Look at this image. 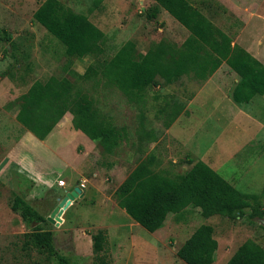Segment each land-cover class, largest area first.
Returning <instances> with one entry per match:
<instances>
[{"label":"rangeland","instance_id":"1","mask_svg":"<svg viewBox=\"0 0 264 264\" xmlns=\"http://www.w3.org/2000/svg\"><path fill=\"white\" fill-rule=\"evenodd\" d=\"M44 1L0 0V264H58L26 244L31 227L10 210L12 192L44 216L46 222L39 225L54 233L56 250L70 264H94L91 237L99 230L106 232L104 253L112 264H185L176 252L200 225L213 228L218 243L213 264H226L246 240L264 249V225L258 218L204 219L198 209L188 207L180 214H169L162 228L149 233L113 199L115 190L149 154L156 157L154 170L169 176L187 172L192 167L187 159L200 158L217 167L226 181L231 179L229 183L240 193L257 196L253 207L264 212V95L243 106L232 101L230 105L227 98L239 77L225 64L205 83L184 76L172 85L148 88L141 98L131 99L102 80L80 82L101 113L125 129L120 148L112 155L103 154L96 142L73 130L72 116L67 113L46 138L53 144L46 145L48 151L39 148L27 154L23 150L18 141L25 129L15 120L19 96L35 81L45 82L53 75L73 81L62 73L66 63L63 46L33 21V13ZM58 1L85 15L104 33L107 58L127 41L144 54L153 43L165 39L180 46L189 35L161 8L148 18L147 12H153L156 5L152 0ZM189 2L230 37L232 44L264 65V0ZM72 61V69L81 75L93 58ZM215 92L227 97L216 100ZM197 94L209 97L211 105L204 109L199 101L193 103ZM199 107L203 111L197 114ZM178 109L175 120L183 114L188 120L194 114L180 134L169 131L175 120L167 126ZM25 146L35 145L26 141ZM217 151L222 160H231L218 162L213 156ZM75 187L82 192L49 221ZM251 212L252 208L246 214Z\"/></svg>","mask_w":264,"mask_h":264},{"label":"trees","instance_id":"2","mask_svg":"<svg viewBox=\"0 0 264 264\" xmlns=\"http://www.w3.org/2000/svg\"><path fill=\"white\" fill-rule=\"evenodd\" d=\"M153 18L158 8L164 9L189 35L180 46L165 39L153 43L146 53L136 50L127 41L110 58L103 48L104 33L85 15L79 14L58 0H45L33 13V21L64 48V76H51L35 81L17 99L15 120L35 138L44 141L61 119L69 113L73 130L96 142L103 154L112 155L126 138L124 128L116 127L103 115L95 101L80 88V82L102 80L129 98H141L148 88L172 85L182 77L201 84L225 63L239 77L232 92L238 106L249 104L257 95H264V65L214 26L189 0H152ZM7 39H10L7 36ZM11 46L13 44L11 43ZM6 51V50H5ZM92 57L83 74L72 69L73 59ZM9 107V106H8ZM181 109L171 115L169 126ZM143 119V118H142ZM192 167L180 175L169 176L154 170L156 157L149 154L141 160L113 194L117 206L149 233L163 227L169 214H180L188 207L197 208L204 219L221 217L258 218L263 210L253 207L257 196L240 193L202 161L187 159ZM10 210L31 227L26 244L58 264H70L55 247L54 233L39 224L46 219L19 194L12 192ZM252 208L248 215L246 211ZM93 263L112 264L104 251L107 235L103 230L91 237ZM218 243L209 225L197 227L178 248L176 255L185 264H213ZM226 264H264V249L252 240L243 242Z\"/></svg>","mask_w":264,"mask_h":264},{"label":"crops","instance_id":"3","mask_svg":"<svg viewBox=\"0 0 264 264\" xmlns=\"http://www.w3.org/2000/svg\"><path fill=\"white\" fill-rule=\"evenodd\" d=\"M190 3V2H189ZM236 3V2H235ZM191 4V3H190ZM223 5H225L224 3H222ZM192 5V4H191ZM193 6V5H192ZM194 7V6H193ZM226 7V6H225ZM196 8V7H195ZM197 9V8H196ZM164 10V9H163ZM165 11V10H164ZM166 12V11H165ZM199 12L203 15V16H205L200 10H199ZM167 13V12H166ZM168 14V13H167ZM169 15V14H168ZM171 16V15H170ZM235 16H239V14L238 13H235ZM172 17V16H171ZM206 17V16H205ZM207 18V17H206ZM172 19H174L173 17H172ZM208 19V18H207ZM175 20V19H174ZM209 20V19H208ZM176 21V20H175ZM210 21V20H209ZM176 22H178V21H176ZM211 22V21H210ZM179 23V22H178ZM212 23V22H211ZM180 24V23H179ZM213 24V23H212ZM181 25V24H180ZM214 25V24H213ZM182 26V25H181ZM215 26V25H214ZM182 28L185 30V31H187L188 32V30L185 28V27H183L182 26ZM218 28V27H217ZM219 29V28H218ZM221 30V29H220ZM222 31V30H221ZM223 32V31H222ZM189 33V32H188ZM188 37V36H187ZM232 45H234V44H232ZM242 48V47H241ZM248 52V51H247ZM249 53V52H248ZM253 56V55H252ZM254 57V56H253ZM256 58V57H255ZM257 59V58H256ZM258 60V59H257ZM223 64H225V63H222V65ZM221 65V66H222ZM226 65V64H225ZM220 66V67H221ZM220 67L217 69V71L220 69ZM226 67L227 68H229L227 65H226ZM230 69V68H229ZM231 70V69H230ZM232 71V70H231ZM233 72V71H232ZM216 73V72H215ZM214 73V74H215ZM213 74V75H214ZM234 74V73H233ZM212 75V76H213ZM211 76V77H212ZM210 77V78H211ZM209 78V79H210ZM208 79V80H209ZM207 80V81H208ZM238 81H239V79H238ZM238 81H237V83H238ZM206 82V81H205ZM205 82H203V83H205ZM236 83V84H237ZM202 84V83H201ZM235 84V85H236ZM235 87V86H234ZM234 89V88H233ZM233 89L231 90V93H230V96L227 98L228 100H229V102H230V105H233L232 103H231V101L233 102V100H232V92H233ZM215 94V98H216V100H220V99H222L224 96H226L225 94H222L221 92H215L214 93ZM222 97V98H221ZM227 97V96H226ZM230 97H231V100H230ZM227 100V101H228ZM197 101H199V103L200 104H203V108L205 109V108H207V105L209 106V105H211L210 104V99H209V97L207 98V97H202L201 96V94H197V97L195 98V100H194V102L193 103H196ZM234 103V102H233ZM235 104V103H234ZM237 105V104H236ZM238 106V105H237ZM219 108V106H217V109ZM200 111H203L202 109H200V107L196 110V112L195 113H199ZM69 114V113H68ZM221 114H222V111H221ZM231 115V114H230ZM190 117H191V119H192V117L194 116V114H191L190 113V115H189ZM186 118L187 117H185L184 116V114L183 115H179V117L177 118V120H175V122L172 124V126H171V128H170V130L169 131H174L175 133H181L182 131H184V129L186 128V126H187V124H189L190 123V120L191 119H188V120H186ZM18 123V122H17ZM21 126V125H20ZM51 135H52V133H50L48 136V138H50L51 137ZM26 141L27 142H31L33 145H35L33 148L31 147V146H25V143H26ZM55 142V141H54ZM18 144L19 145H22V148H23V150H25L26 151V153L28 154V153H32V152H35V153H37L36 151L39 149V148H45L47 151L49 150L48 148H47V144L48 145H53L52 143H51V141L50 140H47V139H45L44 141H40V140H38L37 138H35L30 132H28L27 130H25V132H24V134L22 135V137H21V139H19V141H18ZM223 147H225L224 145H223ZM222 148V147H221ZM222 150H226L227 151V148H222ZM225 153L226 152H222V154H221V156H224L225 155ZM20 154V153H19ZM33 154V153H32ZM205 155V154H204ZM214 158L218 161V162H224L225 160H231V159H224L223 158V160H222V158L220 157V152L219 151H217L216 153H214ZM203 157V156H202ZM195 162L196 161H202V160H200V158H198L197 160H194ZM202 162H204L205 164H207L211 169H213L217 174H222V173H220L218 170H216L217 169V167L215 168H213L212 166H210V164L209 163H207V162H205L204 161V159H203V161ZM225 162H227V161H225ZM12 166H13V164H11ZM192 165H193V163H192ZM221 176V175H220ZM222 177V176H221ZM223 178V177H222ZM228 178V177H227ZM224 180H225V178H223ZM229 179V178H228ZM228 183L230 182L231 183V179H229V181H227ZM63 184H62V186H64L65 184V182H62ZM232 185V184H231ZM234 187V186H233ZM81 190V189H80ZM82 192V191H81ZM197 209V208H196ZM199 210V209H198ZM189 238V237H188ZM187 238V239H188ZM185 242V241H184ZM215 254H216V252H215ZM214 258H215V255H214Z\"/></svg>","mask_w":264,"mask_h":264},{"label":"water","instance_id":"4","mask_svg":"<svg viewBox=\"0 0 264 264\" xmlns=\"http://www.w3.org/2000/svg\"><path fill=\"white\" fill-rule=\"evenodd\" d=\"M81 193V190L79 187H75L73 191L66 194V196L60 201L59 205L55 210L52 212L50 218H48L49 221H53L52 218L55 216H58L62 213L63 209L66 208L70 201L73 200L75 197L78 196V194ZM262 224L264 225V220L262 221Z\"/></svg>","mask_w":264,"mask_h":264}]
</instances>
